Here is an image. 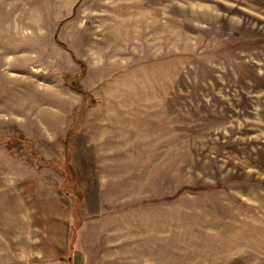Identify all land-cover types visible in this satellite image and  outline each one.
Masks as SVG:
<instances>
[{
  "label": "rangeland",
  "instance_id": "rangeland-1",
  "mask_svg": "<svg viewBox=\"0 0 264 264\" xmlns=\"http://www.w3.org/2000/svg\"><path fill=\"white\" fill-rule=\"evenodd\" d=\"M0 264H264V0H0Z\"/></svg>",
  "mask_w": 264,
  "mask_h": 264
},
{
  "label": "trees",
  "instance_id": "trees-1",
  "mask_svg": "<svg viewBox=\"0 0 264 264\" xmlns=\"http://www.w3.org/2000/svg\"><path fill=\"white\" fill-rule=\"evenodd\" d=\"M78 62L81 64V68H82V71L84 72L85 70V65L83 63V61L81 60H78ZM79 78H76V79H73V81L71 82V87L74 88L78 93L84 95L87 99L88 98H91L92 95L88 92V91H85L81 85L79 84V82L77 81ZM70 131L66 134L65 136V140H64V146H65V151L67 153V156H69V145H68V141H69V137H70ZM17 139L19 140H25L24 137H21L20 135H18V137H16Z\"/></svg>",
  "mask_w": 264,
  "mask_h": 264
}]
</instances>
